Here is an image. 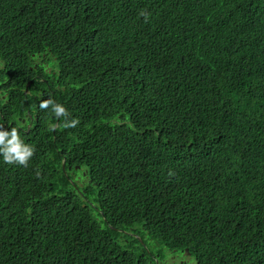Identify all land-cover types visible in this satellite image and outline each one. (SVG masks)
I'll return each mask as SVG.
<instances>
[{"label": "trees", "instance_id": "1", "mask_svg": "<svg viewBox=\"0 0 264 264\" xmlns=\"http://www.w3.org/2000/svg\"><path fill=\"white\" fill-rule=\"evenodd\" d=\"M0 125V264H264V0H0Z\"/></svg>", "mask_w": 264, "mask_h": 264}, {"label": "clouds", "instance_id": "2", "mask_svg": "<svg viewBox=\"0 0 264 264\" xmlns=\"http://www.w3.org/2000/svg\"><path fill=\"white\" fill-rule=\"evenodd\" d=\"M140 15L143 16L147 21V17L150 14L141 11ZM39 107L42 110L51 108V111L57 118L66 117L68 115L66 108L61 104L55 103L51 98L47 100H41ZM79 123L80 121L78 119L66 120L63 124V128H75ZM3 127V125H0V129H3ZM56 127H59V125L53 126V130H55ZM35 151L36 150L33 146L25 144L20 139V134L17 128L12 127L10 132L0 130V156L3 157L4 163L27 167L29 161L34 156ZM36 175L39 178L40 173L37 172ZM76 180H80L82 183H84L82 188L85 187L87 179H79L76 177L75 182ZM82 188L79 187V189L83 190Z\"/></svg>", "mask_w": 264, "mask_h": 264}, {"label": "rangeland", "instance_id": "3", "mask_svg": "<svg viewBox=\"0 0 264 264\" xmlns=\"http://www.w3.org/2000/svg\"><path fill=\"white\" fill-rule=\"evenodd\" d=\"M78 178L81 179V174L78 175ZM76 182L77 185L82 188L84 183L80 180H76ZM143 247L148 257L152 258L155 264H196L195 259L187 256L186 253H172V251H169L166 247L148 241L147 239L144 240Z\"/></svg>", "mask_w": 264, "mask_h": 264}, {"label": "flooded vegetation", "instance_id": "4", "mask_svg": "<svg viewBox=\"0 0 264 264\" xmlns=\"http://www.w3.org/2000/svg\"><path fill=\"white\" fill-rule=\"evenodd\" d=\"M48 69H50V68H48ZM23 122H25V120H23Z\"/></svg>", "mask_w": 264, "mask_h": 264}]
</instances>
